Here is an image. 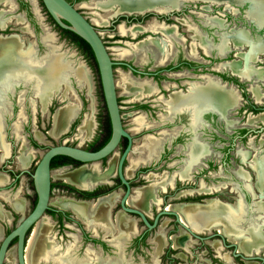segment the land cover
Here are the masks:
<instances>
[{
  "label": "flooded vegetation",
  "instance_id": "af4514ba",
  "mask_svg": "<svg viewBox=\"0 0 264 264\" xmlns=\"http://www.w3.org/2000/svg\"><path fill=\"white\" fill-rule=\"evenodd\" d=\"M7 2L8 0H0V36H4L0 37V139L4 147V152L0 149V175L3 177L0 182V193L3 195V198L0 197V241L32 209L36 200L30 177L35 165L29 172L20 161L32 155L29 149H45L49 146L39 145L35 135L38 132H35L34 136L28 135L27 124H19L21 131L18 129L17 132L23 134L14 135L12 129H16V124L13 126V115L22 105L17 97L26 94L35 96L41 109H44L47 102L43 105L42 100L53 95V91L56 90L55 92L60 94L59 98L62 97V91L67 87L63 83L66 75L74 76L86 88L76 76L77 68L82 63L72 65L62 54L57 53L52 45L47 46L43 56H38L39 45H42L44 40L49 41L51 36L47 34L43 37L44 40L39 39L36 22L34 17L28 16L29 11L24 0H10V4L6 5ZM96 5L105 10L104 14L117 13L108 21L107 30H116L120 23H123L122 26L132 24L142 28V36L137 35L136 39H146L156 48H165L161 63H157L155 67L151 56L143 67L136 66L132 61H115L127 65L114 64L128 69L131 75L149 80L148 83L133 87L135 98L143 93L160 95V103L157 106L161 112L153 122L150 119V111L154 106L151 99L130 105L131 110L136 113L133 114L135 120L131 121L134 126L129 129L122 124L118 105L122 128L131 139L129 151L121 164V174L129 187L123 205L140 211L150 225L155 214L163 207L175 210L181 219L179 210L172 206H182L177 205L180 202L206 203L203 206L194 205L202 212L196 217V225H191L188 219L187 222L181 220L190 224L194 230L206 227L213 232L225 228L223 232L219 231L227 239L225 243L230 242L229 236H237L238 233L237 237L240 239L249 236L252 242L250 241L251 247L248 251L240 249L235 241L241 252L237 251L244 256H247L244 253H252V249L262 250L264 154L252 153L246 148L252 143L264 142V0H97ZM50 21L55 26L52 19ZM18 32L31 34V39L24 40ZM152 32H159L160 39L150 36ZM118 34L116 39H125ZM8 36L16 38L11 41L4 39ZM28 48L30 50L25 51ZM56 53L67 61L66 66L55 65L53 58ZM23 57H28L32 64H25ZM55 77L58 78L60 87L49 90ZM62 84L64 88H61ZM130 87L131 85H128L127 88ZM31 106L30 103L28 111ZM62 107L67 108V111L72 110L70 118L74 113V106L68 104ZM55 111L52 114V122ZM104 112L106 113V110ZM77 115L78 112L69 122L67 132L62 133L59 138L76 130L80 120ZM99 121L101 119L97 117L94 120L101 137H92L90 143L82 149L96 150L94 148L101 142L103 131ZM45 134L48 136L47 131ZM21 136L23 140L17 147L15 142L20 140ZM50 136L48 138L53 137ZM125 146L124 138L111 157V168L108 170L107 162L110 158L96 165V178H83L85 186H78L57 176L56 180H52L50 175L51 189H56L59 193L57 199L62 197L74 202L85 200L80 202L90 201L96 204L102 197L111 194H116V198L106 209V218H96L95 221L89 222H86V215L82 220L69 206L60 207L49 200L47 214L41 219L46 222L47 231L41 240L39 255L37 251L31 264H157L154 261L150 263L149 257L165 256L167 249H161L164 244L171 242L172 249L182 246L173 245V237L184 232H178L174 228L178 225L172 215H161L154 227H148L137 214L122 208L120 201L126 185L118 178L117 162ZM14 162L21 169L8 167ZM77 166H80L77 169L89 168L91 164H55L51 170L72 172L77 170L73 169ZM23 174L29 176L33 198L28 202L27 212L16 218V213H20L22 208L16 209L15 206L19 201H22L24 206L25 198L15 196L11 204H8L4 197L8 195L5 191L17 183ZM205 181H209L211 186L206 188L208 184ZM199 189L202 190L198 191ZM225 189L236 195L232 197V201L215 197V192ZM141 190L146 192L147 197L138 204L129 202L134 193ZM186 190L200 192L201 196H184L182 193ZM208 198L210 200H207ZM235 205L239 207V216L235 217L232 227L225 215ZM246 211L257 212L258 222H254L255 218H250L252 220L248 223ZM118 214L128 218L130 224L122 223L117 226ZM7 221H14L12 228L6 229ZM35 225L23 235L24 264H28L24 257L27 241ZM52 229L55 232L52 233ZM159 229L164 240L160 238L156 241L154 238ZM152 231H155L153 236ZM175 231L178 233L173 234ZM187 237L194 238L186 235L183 245ZM13 239L8 245L7 258L11 247H15L16 241ZM196 240L203 244L209 241L208 246L213 250L222 246L218 236ZM151 243H154L152 253ZM222 247L230 251L233 259L250 261L233 256L232 247ZM180 255L181 253L177 257L183 259ZM257 256L264 258L262 255ZM167 257L172 260V256L167 254L165 258ZM14 259L15 264H18L15 248ZM160 260L158 258V261ZM252 260L264 264L259 258Z\"/></svg>",
  "mask_w": 264,
  "mask_h": 264
},
{
  "label": "rangeland",
  "instance_id": "374dc122",
  "mask_svg": "<svg viewBox=\"0 0 264 264\" xmlns=\"http://www.w3.org/2000/svg\"><path fill=\"white\" fill-rule=\"evenodd\" d=\"M27 4L28 9V16L34 17V21L36 22V30L39 34V39H43L47 34L51 36V39L49 41H45L42 43V45H39L38 49V56H43L46 52V48L48 45H52L55 47L56 52L62 54V56L69 60L72 65L79 66L84 65L88 72L90 73L91 82H92V96H93V110H94V120L97 118L102 119L104 115V108H103V101L101 98V94L98 87V80L97 75L93 68L89 66L86 58L82 54V52L75 47V45L70 42L68 38H66L50 21L49 17L47 16L44 7L42 6L40 0H24ZM68 2H71L73 7L77 9L86 19H88L97 30L98 35L101 37L103 44L110 56V58L114 61H132L136 66L143 67L146 63H148V60L150 59V56L154 59L153 64L154 67L157 63H161L163 58V53L165 48L162 46V48H156L152 44H150L146 39L143 41H139L142 39H136L137 35H141L143 32L141 27L134 26L132 24L129 25H123V23H120L116 30H107L108 27V21L112 19L117 13L110 14L106 17V14H104L105 10L98 7L96 5L97 0H66ZM104 14V15H103ZM103 15V17H102ZM9 18V17H8ZM104 18V19H102ZM185 19L186 17L183 16ZM12 27L14 25H11ZM15 32L16 31H10ZM119 33V34H118ZM145 34H148L147 32H144ZM119 35V37H123L125 39H116V35ZM18 35H22L24 40L31 39V34L26 33H19ZM142 36V35H141ZM154 38L160 39L159 32H152L151 35ZM148 37V36H147ZM146 38V37H145ZM168 49V48H167ZM55 54V56H60L59 54ZM61 57V56H60ZM61 57V61L63 63H67V61ZM78 66V67H79ZM153 66V65H151ZM113 79H114V87H115V93L118 99V105L120 108V114L122 117V124L126 129L131 128L133 123L131 121L135 118L133 117V114L136 113L133 110H131V104L133 103H141V102H148L149 99H151V103L154 104L152 106V110L150 111V119L153 122L156 120V115H159L160 108H158V104L160 103V95H152L151 93H145L142 96L135 98L133 87L141 84V83H148V79L145 77H138L137 75H131L126 68H121L118 65L114 66L113 69ZM66 84L67 87L64 88V85H61V88L64 92H67L66 97L62 95L61 98L59 96L53 95L48 98L46 109L40 110V103L39 100L30 94L19 95L17 97L20 104H22L19 109L14 113L13 115V122H16V125L18 124H27V133L28 135L32 134L34 136L35 132H38L41 136V138L38 139L39 145H53L55 143H63V144H69V145H76L78 147H85L87 143H90V141L93 139L92 137L95 136V139H99L101 137V133L99 131V127L94 126V133L89 137L88 139L81 141L79 140V135L75 130H72L70 135L63 136L59 138L60 136H56L54 138H48V136L45 134V131H47L50 128V113L53 111V109L56 106H60L62 104H65L67 102H73L78 101V118L80 119L77 124L82 120V114L87 112V107L89 105L88 99L86 98L85 91L83 87H77L75 86V83L72 80V76L66 75L65 81L63 82ZM124 83L127 85H131L130 88H126ZM60 87V86H59ZM23 91V90H22ZM88 92V91H87ZM90 94V92H88ZM77 96V97H76ZM76 97V98H75ZM15 99V96H13ZM154 99H156L154 101ZM32 104L31 110L28 111L29 104ZM68 105V104H67ZM64 105V106H67ZM73 105V104H70ZM91 106V105H90ZM62 108V107H60ZM58 108L57 110H59ZM56 110V111H57ZM55 111V113H56ZM139 112V111H137ZM54 113V114H55ZM141 114V113H140ZM75 118V116H74ZM73 119V118H72ZM86 120H92V117L88 116L83 118L79 125V131L81 132L82 136L88 135V132L85 129H82L81 126H83L84 121ZM93 122V121H92ZM52 128V127H51ZM19 129L21 131L20 127H17L16 131ZM51 130V129H50ZM50 132V131H49ZM67 132V131H66ZM65 132V133H66ZM3 134V133H2ZM18 134V133H17ZM23 134L22 132L19 133ZM16 135V134H14ZM262 135H264L262 133ZM1 136V135H0ZM18 136V135H16ZM23 136V135H22ZM21 136V137H22ZM258 137V136H257ZM23 140V137L20 140H16L15 145L19 147L20 142ZM244 145V143H243ZM240 147V146H239ZM29 148V147H28ZM238 149V148H237ZM28 150V149H27ZM32 152V159L26 165L24 169L31 172L33 166L37 162L38 158L42 154L44 149L36 148L34 150L29 149ZM246 150L259 154H264V142H258V143H252L250 144L249 148H246ZM2 151V150H1ZM8 167H11L13 169H21L18 167L17 163H12ZM58 172V169H52L50 171L51 179L56 180V173ZM219 180V179H218ZM207 187H210L211 183L209 181H205ZM233 186V185H230ZM201 188V187H200ZM233 188V187H232ZM202 189H199L198 191H201ZM5 192L8 193L7 197H4L6 202L8 204H11L12 198L15 196H21L25 198L26 203L24 206H22L21 212L16 213V218L18 215L24 214L27 212L28 209V202L33 198V190L31 187V183L29 180V176L26 174H23L19 181L15 183L11 188L7 189ZM188 193L189 195H187ZM256 193V192H255ZM58 190L54 189L51 193V203H53L54 200L57 199ZM184 196H195L200 195V192L190 191L186 190L182 193ZM254 194V193H253ZM2 193H0V197H2ZM9 196V197H8ZM233 196H236L234 192L228 190H220L215 192V197L219 198L220 200H227L232 201ZM56 197V198H55ZM254 197V195H253ZM3 198V197H2ZM247 218H249L248 223L251 222L252 219L255 218L254 222H258L257 220V212L253 211H246ZM167 219V218H165ZM14 224V221H7L6 222V229L12 228ZM171 226V225H170ZM169 226V227H170ZM175 229L178 230V232H184L182 229H180L179 226H174ZM168 228L166 227V230ZM157 230V229H156ZM162 230H164V225L162 226ZM55 232L54 229H52V233ZM178 232H174L173 234H177ZM197 234H207L209 232H212V229H208V231L202 229V230H194ZM155 233V231H152V235ZM184 235L180 234L179 236ZM186 235V234H185ZM233 241V240H230ZM209 241H205L206 244L200 243L195 238L187 237L186 242L183 246L177 247V248H170V243L164 244V246L161 248L164 250L165 248V256L168 254L169 256H172L170 258H165V256H150V263H153L154 261L157 264H259L257 261H242L233 259L230 254L229 250L226 251L222 246H219L217 250H213L210 246H208ZM235 242V241H234ZM172 245V244H171ZM154 243H151V251L153 252ZM173 247V246H172ZM10 250V249H9ZM240 251V250H238ZM11 255L10 257H5L3 264H15L14 259V247H11ZM241 252V251H240ZM182 254L183 259H179L177 257L178 254ZM262 253V254H261ZM245 255H262L264 257V248L259 251H255L252 253H244ZM148 257V256H147ZM158 258L161 260L158 261ZM147 262V258H146Z\"/></svg>",
  "mask_w": 264,
  "mask_h": 264
},
{
  "label": "water",
  "instance_id": "95a60500",
  "mask_svg": "<svg viewBox=\"0 0 264 264\" xmlns=\"http://www.w3.org/2000/svg\"><path fill=\"white\" fill-rule=\"evenodd\" d=\"M40 2L52 21L57 25V27H59L60 29L71 31L72 33L80 37L83 41H85L89 46L96 66L101 96L110 125V134L108 140L96 150H85L77 146H71L62 143L49 145L43 150L37 163L34 166L33 171L30 174L36 196L35 203L32 209L24 217H22L20 221L16 223L4 237H2L0 241V264H2L4 258L6 257L9 242L13 238V241H16L14 247L16 261L18 264H24L22 260L23 235L47 214L49 200L52 192L50 170L52 168L54 160L99 165L112 157L124 138L126 139V146L120 154L117 162L118 178L120 179L121 183L126 185V190L120 201V204L124 210L137 214L148 227H154L159 216L172 215L174 222L177 223V225L184 231L186 235L192 236L199 240H207L214 236H218L220 239V244L222 246L232 247L231 254L233 256H240L245 260L259 258L264 261V258L257 255H242L237 251V244L233 241L225 243V240L227 239L224 238V235L219 231L207 233L205 236L196 234L194 232V229H192L187 223L183 222L180 219L178 213L173 209H167L166 207H163L155 214L152 223L149 225L140 211L134 208L125 207L123 205V201L128 195L129 187L121 174V164L129 151L131 139L128 133H126L122 128L112 72L114 69V64H127L124 62H115L110 58L94 25H92L89 20H87L77 9H75L72 4H70L66 0H40ZM122 15L126 16V14ZM79 167L80 166H77L73 169H77ZM207 200L210 199L208 198ZM178 204L203 206L206 203L180 202L177 203V205ZM203 229L208 231V228L206 227ZM255 250L256 249H252V252H254ZM249 252H251V250Z\"/></svg>",
  "mask_w": 264,
  "mask_h": 264
},
{
  "label": "bare ground",
  "instance_id": "6f19581e",
  "mask_svg": "<svg viewBox=\"0 0 264 264\" xmlns=\"http://www.w3.org/2000/svg\"><path fill=\"white\" fill-rule=\"evenodd\" d=\"M3 1V0H2ZM126 1V0H125ZM134 1V0H132ZM8 3V2H7ZM125 3V2H124ZM151 3V2H150ZM116 4V3H115ZM113 5V4H112ZM143 6V5H142ZM148 6V5H146ZM144 7V6H143ZM111 8V7H110ZM107 9V8H106ZM119 10V9H118ZM115 11V10H114ZM115 12H106V17L110 14H113ZM104 15V14H103ZM102 15V17H103ZM104 19V18H102ZM120 28V27H119ZM242 36V35H241ZM15 36H8V37H5L4 39H9L8 41H11V40H15ZM5 43V42H3ZM8 43V42H7ZM22 46V45H21ZM10 47V46H9ZM30 48V47H29ZM26 49L25 51H29L30 49ZM2 50V49H1ZM22 50V49H21ZM3 52V51H2ZM30 53V52H29ZM31 58V57H30ZM54 63L56 66H66L67 63H63L61 61V57L60 56H54ZM22 61L27 64V65H31L32 61H30V59L28 57H23ZM3 66V65H2ZM1 70V69H0ZM26 74V73H25ZM28 75V74H27ZM9 76V75H8ZM6 76V78L8 77ZM76 76L81 79V81L85 84L86 88H87V91L90 92L91 91V88L92 87V82H91V77H90V73L88 72V69L84 66V65H81L77 68V71H76ZM32 77V76H31ZM56 78V77H55ZM62 81V79H61ZM37 83V82H36ZM40 84H42V82L40 81ZM60 85V82L58 81V78L56 79H53L52 81V84H51V89H56L58 88V86ZM125 87L127 88L128 85L126 83H124ZM147 89V88H146ZM141 90V89H140ZM56 91V90H55ZM53 91V93L55 92ZM147 91V90H145ZM50 92V91H49ZM48 92V93H49ZM63 94V92H62ZM142 94V93H141ZM144 94V93H143ZM142 94V95H143ZM52 95V94H51ZM62 96V95H61ZM49 98V97H48ZM48 101V99L46 100H42L43 102V105ZM71 108V107H70ZM67 109V108H66ZM65 109V107H62L60 108L59 110L56 111V113L53 115V122H52V128L50 130V135L55 137L57 135L58 132L62 131L65 126H66V123L68 121V118H69V115L71 114V109L70 111H67ZM93 126V122L92 120H86L84 121L83 123V126L82 128L85 129L88 133L90 132L91 130V127ZM36 137L39 139L41 138L40 134L39 133H36L35 134ZM150 142V141H149ZM148 144V143H147ZM21 147V146H20ZM6 148V147H5ZM154 148V147H153ZM0 149L4 152V147H3V144L1 142V139H0ZM151 152V151H150ZM3 156V153L1 154V157ZM32 158V155H28V157L22 159L20 162L22 164V166H26L28 164V162L31 160ZM109 164V167H108V170L109 168H111L112 166V163H113V159L110 158L107 162ZM260 163V162H259ZM258 163V164H259ZM98 173V170L96 168V165H91L89 168H80V169H77V170H74L72 172H66V171H59L57 172L55 175L61 179H63L64 181H67V182H71L73 184H76L78 186H85L86 183L83 181V178H85L86 176L90 177V179H95ZM108 173V172H107ZM106 173V174H107ZM257 173V172H256ZM103 174V173H102ZM100 175V174H99ZM258 178V177H257ZM3 181V177L2 175H0V182ZM141 189V188H140ZM135 190V189H134ZM148 194H151L148 192ZM132 196V195H131ZM146 192L145 191H136L134 193V195L129 199V202L131 203H139L140 200H143L144 198H146ZM116 198V194H111L109 196H106V197H102L100 200H98V202L95 204L94 202H74V201H71L69 199H66V198H58L56 200H54V204L57 205V206H60V207H66V206H69L71 210H73L76 215L81 218L82 220H84V216L86 215L88 217V219L86 218V222H89L90 221H95V219H104L106 218V209L113 203V201L115 200ZM212 203V202H211ZM22 205H23V202L22 201H19V203L15 206L16 209L18 208H22ZM208 205V204H207ZM232 206V205H231ZM142 207V206H141ZM230 207V206H229ZM172 208L176 209V210H179L180 212V216H181V219L185 222L186 219L189 220V222L191 223V225H196V221L195 220H198L196 219V217L198 215H200L202 212L201 210L199 209H196L194 207V205H182V206H172ZM203 208V207H202ZM205 209V208H204ZM208 209V207H207ZM207 209H205L207 211ZM17 211V210H16ZM209 211V210H208ZM84 213V214H82ZM218 213V212H216ZM264 214V213H263ZM262 214V215H263ZM226 218H227V222L228 223H231V226L233 227V223H235V217L236 216H239V207L238 205H235L229 212H227V215H225ZM224 217V216H223ZM116 223H117V226L120 225V224H125V225H128L130 224V221L128 218L126 217H123L122 215L118 214L116 216ZM164 224V222L162 223V225ZM213 224V223H212ZM211 224V225H212ZM215 224V223H214ZM262 224V223H261ZM264 224V223H263ZM190 225V224H189ZM210 225V226H211ZM221 225V224H220ZM222 226V225H221ZM120 227V226H119ZM222 232L224 231L225 228H219ZM253 229V228H252ZM256 229V228H255ZM218 230V231H220ZM47 231V224L45 221L43 220H40L36 225L35 227L32 229V232L29 236V239L27 241V246H26V252H25V260L28 264H31L32 263V258L33 256L35 255V253H37L38 249H40V247L42 246V243H41V240L43 238V236L45 235V232ZM257 231V229H256ZM255 231V232H256ZM232 234V233H231ZM239 234V233H238ZM237 234V236H238ZM235 235H232L229 236V239L231 240H234L236 242H238V245H239V248L240 249H245L248 251V248L251 247V242L252 240L250 238H245V239H240L239 237H237ZM256 236V235H255ZM46 237V236H45ZM186 235H181V236H177L176 237H173V245L174 246H178V245H182L183 246V238H185ZM163 239L164 240V237H163V233L161 232V230L159 229L158 233L156 234L155 236V240L157 241L158 239ZM264 239V238H263ZM251 241V242H250ZM256 241V240H255ZM214 245V243H211ZM160 246V245H159ZM257 246V245H256ZM157 247V246H156ZM161 247V246H160ZM218 247V246H217ZM216 248V247H215ZM11 251L9 252L8 254V257H10L11 255ZM7 254V253H6ZM39 255V251L37 253ZM40 256H41V253H40ZM180 257L183 258L182 254L180 255Z\"/></svg>",
  "mask_w": 264,
  "mask_h": 264
},
{
  "label": "trees",
  "instance_id": "16d2710c",
  "mask_svg": "<svg viewBox=\"0 0 264 264\" xmlns=\"http://www.w3.org/2000/svg\"><path fill=\"white\" fill-rule=\"evenodd\" d=\"M48 17H49V15H48ZM55 27L82 52V54L84 55V57L86 58V60L89 64V66H91L93 68V70L95 71V73L97 75L93 55H92V52H91L89 46L87 45V43L85 41H83L80 37H78L76 34L72 33L71 31H68L65 29H60L59 27H57L56 24H55ZM97 80H98V76H97ZM98 87H99V82H98ZM99 91H100V87H99ZM103 108L105 110L104 105H103ZM99 122H100V127L103 131V136H102L101 142L94 149H97L101 145H103L106 142V140L108 139L109 133H110V127H109L108 118H107L106 113L104 114L103 119H101V121H99ZM34 145L37 146L36 144H34ZM64 163H74V162L54 160V163L52 166H54L55 164H64Z\"/></svg>",
  "mask_w": 264,
  "mask_h": 264
},
{
  "label": "crops",
  "instance_id": "0c3cea01",
  "mask_svg": "<svg viewBox=\"0 0 264 264\" xmlns=\"http://www.w3.org/2000/svg\"><path fill=\"white\" fill-rule=\"evenodd\" d=\"M4 4V3H3ZM8 4H10V0H8V3H6V5H8ZM10 20V19H9ZM6 22H8V19H7V21ZM11 22V21H10ZM13 22H15L14 21V19H13ZM70 76H72V75H70ZM72 80H73V82L75 83V86H77V87H83L84 88V91H85V95H86V98L88 99V102H89V105H88V107H87V112L86 113H84V114H82V120H83V118H85V117H88V116H90V117H92V121H93V126H92V128H91V130H90V132H89V134L88 135H86V136H82L81 135V132L78 130L79 129V125H80V123H81V121L79 122V124L76 126V132L78 133V137H79V140H80V142L81 141H84V140H86V139H88L89 137H91V135L94 133V126H95V122H94V110H93V96H92V88H91V91H90V94H88V92H86V88L84 87V85L83 84H81V83H79L76 79H75V77L74 76H72ZM32 82V81H31ZM32 87H33V85H32ZM33 94H34V92H33ZM66 94H67V92H65V95H64V97H66ZM53 95H56V96H58V95H60L59 94V92H54L53 93ZM53 95H51V96H53ZM77 97V96H76ZM75 97V98H76ZM75 103H73V102H67V103H65V104H62V105H60V106H56L54 109H53V111L50 113V128L47 130V134H48V131L51 129V124H52V114H53V112L57 109V108H59V107H62V106H64V105H67V104H73V106H74V113L71 115V117L69 118V120L67 121V123H66V126H65V128L62 130V131H60V132H58L57 133V135L56 136H60L62 133H64L65 131H66V129H67V127H68V124H69V122L71 121V119L72 118H74V116L76 115V113L78 112V101L76 102V101H74ZM91 105V106H90ZM46 109V107L44 108V109H41V107H40V110H45ZM14 124H16V122L14 121L13 122V126H14ZM19 125L17 124L16 125V129H17V127H18ZM16 129H14V127H13V132H14V134H16V135H19V134H17L18 132L16 131ZM15 135V136H16ZM48 136H50L49 134H48ZM55 136V137H56ZM51 137V136H50ZM51 138H54V137H51ZM0 213H1V211H0Z\"/></svg>",
  "mask_w": 264,
  "mask_h": 264
}]
</instances>
